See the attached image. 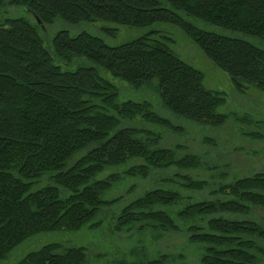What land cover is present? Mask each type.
<instances>
[{
	"label": "trees",
	"instance_id": "16d2710c",
	"mask_svg": "<svg viewBox=\"0 0 264 264\" xmlns=\"http://www.w3.org/2000/svg\"><path fill=\"white\" fill-rule=\"evenodd\" d=\"M7 7L27 15L0 14V261L36 235L99 228L96 218L142 181L154 188L121 208L114 231L175 241L138 264H264V170L227 182L233 160L223 145L213 137L172 141L186 129L157 110L219 127L230 117L219 111L224 92L206 88L202 71L149 35L116 47L88 31L47 37L56 23L173 24L237 92H264V48L248 40L264 44V0H0V11ZM117 81L154 86L159 100H122ZM246 134L264 139L262 131ZM184 241L203 251L198 262L186 261ZM17 264L92 263L87 248L54 243Z\"/></svg>",
	"mask_w": 264,
	"mask_h": 264
},
{
	"label": "rangeland",
	"instance_id": "374dc122",
	"mask_svg": "<svg viewBox=\"0 0 264 264\" xmlns=\"http://www.w3.org/2000/svg\"><path fill=\"white\" fill-rule=\"evenodd\" d=\"M0 14H4V17L15 18L27 15V12L24 8L7 7V12H3L2 9ZM194 22L209 31L237 36L226 33L214 26ZM103 27L117 29L116 35L103 34L101 32ZM62 29H69L72 34L88 31L101 36L109 46L113 47L128 43L144 35H149L164 43L175 55L205 74L204 83L206 88L224 92L227 101L219 111L230 116L225 125L219 127L211 126V128L170 114L163 110L160 105H157V110H159L161 115L171 120L174 125L186 129L183 135L173 134L177 138L172 135L170 139L182 144L187 140H195L198 137L215 138L221 146L223 145L221 148V151L223 150L222 155L232 157L231 159L233 160V163L229 166L230 172L229 177L226 179L227 182L255 171L264 170V139H255L246 134L257 131L264 132V92L254 87L247 89L245 94L237 92L233 87L231 76L215 65L180 27L169 23H157L144 28L101 22H84L75 26L56 23L48 29L47 37H54ZM248 40L264 48V44L258 40L249 37ZM117 84L121 91L122 100L149 101L151 103H156L159 100L158 91L154 86L134 89L123 81H117ZM243 116H249L252 122L244 124L236 119ZM170 139L167 138L166 141L170 143ZM232 152L235 157H233ZM135 180L136 178L126 180L123 185H118L109 192L105 198L110 199L119 195ZM134 183L137 184L138 188L131 195L125 196L122 203L114 204L105 209L96 218L95 221H102L99 228H85L77 232L57 231L36 235L17 247L6 259L1 260L0 264H17L27 254L54 243L87 248L92 264H121L122 262L138 264L159 258L163 249L173 250L175 240L172 242L168 241V239L161 241L152 231L120 234L114 231L116 218L121 208L128 202L142 196L148 189L154 188L149 182L135 181ZM257 214L261 215L262 212ZM184 244L186 245V261L198 262L203 251L196 246L187 245L186 241H184ZM168 264L176 263L170 261Z\"/></svg>",
	"mask_w": 264,
	"mask_h": 264
},
{
	"label": "water",
	"instance_id": "95a60500",
	"mask_svg": "<svg viewBox=\"0 0 264 264\" xmlns=\"http://www.w3.org/2000/svg\"><path fill=\"white\" fill-rule=\"evenodd\" d=\"M37 22L40 24L41 23V21L39 20V19H37Z\"/></svg>",
	"mask_w": 264,
	"mask_h": 264
}]
</instances>
